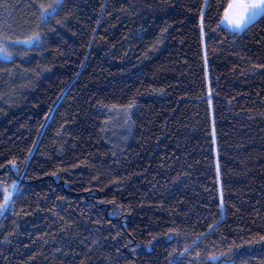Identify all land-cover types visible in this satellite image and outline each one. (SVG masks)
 <instances>
[{
    "label": "trees",
    "instance_id": "16d2710c",
    "mask_svg": "<svg viewBox=\"0 0 264 264\" xmlns=\"http://www.w3.org/2000/svg\"><path fill=\"white\" fill-rule=\"evenodd\" d=\"M231 2L0 0V264H264V16Z\"/></svg>",
    "mask_w": 264,
    "mask_h": 264
},
{
    "label": "snow or ice",
    "instance_id": "6c2138e0",
    "mask_svg": "<svg viewBox=\"0 0 264 264\" xmlns=\"http://www.w3.org/2000/svg\"><path fill=\"white\" fill-rule=\"evenodd\" d=\"M60 2L61 0H57V4ZM41 8V22H44L49 14V9L55 11L56 6L49 5L45 7L41 5ZM227 8L228 10L225 12L224 19L237 30L246 27L256 21L259 17L264 16V0H233L232 3L228 4ZM234 9L238 10L235 15L232 14ZM221 23H223V21ZM36 39L37 37L33 36L29 40L17 41L16 43L28 44ZM0 53H4L5 56L7 55L3 47H0ZM10 199L11 194L4 198V203L7 204Z\"/></svg>",
    "mask_w": 264,
    "mask_h": 264
},
{
    "label": "rangeland",
    "instance_id": "374dc122",
    "mask_svg": "<svg viewBox=\"0 0 264 264\" xmlns=\"http://www.w3.org/2000/svg\"><path fill=\"white\" fill-rule=\"evenodd\" d=\"M232 2H233V0H232ZM232 2H231V3H232ZM227 10H228V9H227ZM237 11H238V10L234 9L233 12H232V14L235 15V14L237 13ZM254 22H255V21H254ZM254 22H253V23H254ZM251 24H252V23H251ZM251 24L247 25L246 27H244V28H242V29H240V30H237V29H235L232 25H230V24L228 23L227 20L223 19V25H224L225 27H227L228 29L234 31V32H242V31H244L248 26H250ZM119 113H120L119 118H122L121 116H122L123 112H119ZM129 117H130V115L127 114V116L123 117L122 120H121V122H120V128H121L124 132L127 131L128 127H129Z\"/></svg>",
    "mask_w": 264,
    "mask_h": 264
}]
</instances>
